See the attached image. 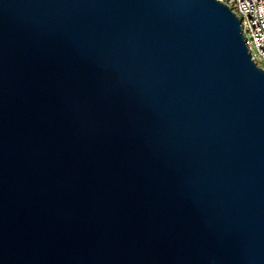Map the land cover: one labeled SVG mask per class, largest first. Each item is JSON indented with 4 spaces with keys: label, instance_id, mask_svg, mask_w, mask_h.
Here are the masks:
<instances>
[{
    "label": "water",
    "instance_id": "95a60500",
    "mask_svg": "<svg viewBox=\"0 0 264 264\" xmlns=\"http://www.w3.org/2000/svg\"><path fill=\"white\" fill-rule=\"evenodd\" d=\"M0 264H264V69L218 0H0Z\"/></svg>",
    "mask_w": 264,
    "mask_h": 264
},
{
    "label": "built area",
    "instance_id": "2783aa9c",
    "mask_svg": "<svg viewBox=\"0 0 264 264\" xmlns=\"http://www.w3.org/2000/svg\"><path fill=\"white\" fill-rule=\"evenodd\" d=\"M218 1L228 5L240 18L242 32L251 53V58L261 67L258 59L264 60V0ZM252 46H255L257 53L253 52Z\"/></svg>",
    "mask_w": 264,
    "mask_h": 264
},
{
    "label": "rangeland",
    "instance_id": "374dc122",
    "mask_svg": "<svg viewBox=\"0 0 264 264\" xmlns=\"http://www.w3.org/2000/svg\"><path fill=\"white\" fill-rule=\"evenodd\" d=\"M252 50H253L254 53H257V50H256L255 46H252ZM258 62H259V65L264 69V60L258 59Z\"/></svg>",
    "mask_w": 264,
    "mask_h": 264
}]
</instances>
